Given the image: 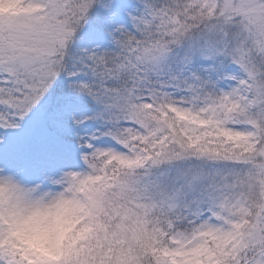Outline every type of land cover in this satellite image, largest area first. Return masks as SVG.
I'll use <instances>...</instances> for the list:
<instances>
[{"label":"snow or ice","instance_id":"1","mask_svg":"<svg viewBox=\"0 0 264 264\" xmlns=\"http://www.w3.org/2000/svg\"><path fill=\"white\" fill-rule=\"evenodd\" d=\"M0 264H264V0H0Z\"/></svg>","mask_w":264,"mask_h":264}]
</instances>
